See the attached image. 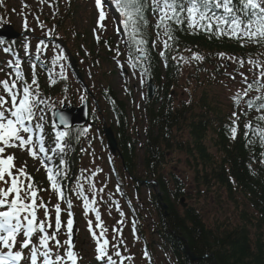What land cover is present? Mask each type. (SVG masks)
<instances>
[{"label":"trees","instance_id":"1","mask_svg":"<svg viewBox=\"0 0 264 264\" xmlns=\"http://www.w3.org/2000/svg\"><path fill=\"white\" fill-rule=\"evenodd\" d=\"M75 9L71 0L64 12L57 8L55 16L46 22L56 28L61 37L63 35L72 42L69 48L77 59L79 67L80 63L83 67L88 61L92 71L91 77L95 75L96 78L100 76L103 62L107 63L110 59L109 50L113 43L110 39H101L99 43L94 44L84 41V34H71L66 24L72 22L70 19ZM154 25L148 23L144 30V37L148 41L145 45L147 65L144 71L148 77L153 78L156 95L152 101H147L145 104L146 126L141 149L144 177L154 181L161 193L160 201L154 194H151L149 199L152 212L154 211L157 219L152 223L154 234L160 241L157 246L176 264H213V261L217 264H264V163H261V160H264V156L261 155L264 147L251 133L245 137V122H238L236 138L233 139L231 131L234 127L233 120L226 112L222 114V109L217 106V98L208 93L224 74L223 63L219 60L218 53H226L237 58L243 57L245 61L251 55L253 59L264 61V46L245 41L246 46L241 47L240 40L229 39L226 36L217 38L200 31L189 34V30L184 28L183 31L180 29L175 31L179 51L177 52L176 45H173L174 50L161 57L158 44L165 37L163 35L157 37ZM154 40L157 41L155 47L152 46ZM95 47L96 52L93 50ZM185 49H191V52ZM103 52L104 55H101ZM193 52L204 57L203 65L198 69L204 79L202 76V80L199 79L198 82H206L207 88H203V97L199 103L191 101L188 104L183 102L176 104L170 97V92L180 86L181 69L180 63L172 57L177 56L179 59V56H189ZM246 65L247 62L245 68L249 70ZM198 71L193 74L197 75ZM246 83L253 81L248 79ZM39 87L43 95L52 100L56 96L69 95L72 89L70 83L64 80L52 87L45 84L42 86L40 84ZM97 89L94 94L98 101L104 99L111 103L112 110L117 115L115 124L110 126L115 133L127 169L125 171L136 180L137 184L140 178L134 176L137 155L135 147L139 140L136 134L131 137L128 132L126 103L118 100L108 85L99 86ZM252 92L258 93L255 91V85ZM249 99L259 103L254 98ZM255 117L253 113H248L243 120L254 119L251 120L254 127L259 125L264 128V123L257 121ZM185 133L186 140L183 137ZM209 133L213 135L211 146L206 143ZM81 140V136L75 134L69 137L67 150L68 148L70 150L65 155L67 160L71 154H75L73 159L76 160V155L81 149ZM169 154L185 156L186 164L194 172L197 196L204 195V199L210 197L214 203H220L223 202L224 194L226 203L233 206L237 214V222L234 225L216 224L212 229L206 227L200 212L192 205L178 210L180 198L186 196L183 186L173 174L164 175L161 172L168 162ZM66 167L68 175L71 171L75 174L71 179L72 182L77 178L80 168L70 165L69 162H66ZM167 177L172 184L171 190L168 187L169 181H165ZM145 209L151 214V210L149 211L147 207ZM128 242L136 249L144 245L147 253L152 251L150 245L156 246L154 241L148 240L142 228L138 229V236L130 237ZM190 254L199 260L192 261Z\"/></svg>","mask_w":264,"mask_h":264},{"label":"snow or ice","instance_id":"2","mask_svg":"<svg viewBox=\"0 0 264 264\" xmlns=\"http://www.w3.org/2000/svg\"><path fill=\"white\" fill-rule=\"evenodd\" d=\"M40 2L45 3L47 0H40ZM105 4L114 8L120 17L121 27L117 29V32L119 34L121 29L123 30V35L126 37L124 43L130 48L134 47L145 58L147 50L144 46L148 41L144 37V30L149 23L146 16L149 7L153 16L156 17V24L153 27L157 30V37L161 35L165 37L161 40L162 50L159 53L161 57L173 51V45H176L175 50L179 51L175 31L177 29L183 31L185 27L189 30V34L203 31L217 38L226 36L229 39L240 40L241 47L246 46L245 41L264 46V0H96L99 11L98 27L101 28L104 27L102 22L107 18L104 11ZM36 19L39 22V17ZM3 24V18H0V25ZM24 27L28 30L26 18ZM99 39L97 36V42ZM156 43L155 40L152 42L153 47ZM0 45H4L5 53L12 51L11 46L2 36H0ZM43 45V40L37 44V53L41 51ZM185 51L191 52V49H185ZM119 54V46H117V55ZM218 56L238 64V69L244 68L247 62L259 70L253 83H247L243 93L238 91L232 99L238 106L255 85V91L261 92V95L255 97V101L259 103L249 99L246 104L248 109H254L260 113L255 119L264 123V61L253 59L251 55L247 61L243 57L237 58L226 53H218ZM61 58L57 57V59ZM172 59L177 60V56H173ZM191 59L202 61L204 57L193 52ZM179 60L189 62L183 56H179ZM131 66L136 67L135 64ZM7 67L14 69L15 79L9 76L0 80V264H78L82 257L75 250L73 242L74 213L71 211L73 201L65 194L63 184V181L69 178L67 168L63 167L66 165L63 156L69 144L67 139L69 132H58L54 140L55 146L52 148L46 147L43 135L38 140L34 139L31 133L36 129L43 133L44 124L41 122L45 120L44 115L40 114L43 112L40 105L44 101L40 99L38 78L33 73L31 83L26 81L18 57L14 62L8 61ZM238 74L244 82L248 81L243 71H238ZM231 78L235 80L236 76L233 75ZM240 114L247 115L243 110ZM232 115L233 124H236L238 114L234 111ZM58 119L60 124L66 127L71 124V117L67 114L61 113ZM33 122H35L34 127H30L29 125ZM244 128L245 137H248L250 133L256 135L261 146L264 147V128L259 125L254 127L251 121L246 123ZM231 131L232 138L235 139L237 127H233ZM84 132H87V129H84L81 135ZM11 149L27 151L34 159L39 158L38 154H43L44 160L41 163L47 172L49 188L57 195V203L52 210L48 207L51 201L45 202L39 194L48 189L40 188L34 182V178L27 171L26 161L17 166L18 157L15 152L10 151ZM261 155L264 156V152ZM56 156L60 157L58 164L54 163ZM261 163H264V160H261ZM83 178H77L74 191L83 202L84 214L86 216L89 212L95 214V228L99 229V234L94 230L91 219L88 220V230L96 243V260L103 261L105 264H124V261L131 257L121 255L120 248L124 245L123 229L113 227L114 235L110 242L107 237V228L101 220V212L97 206V196L103 193L104 187L97 189L94 182L90 183L88 188V192L91 193L90 199L85 194L83 183H80ZM87 179L91 181V177ZM61 203H66L67 208L62 209ZM114 203L119 211L118 202ZM40 209H43L42 218L38 215ZM62 212L67 213L66 222L61 219ZM120 214L123 216V212ZM117 223L123 224V221ZM133 234H135L134 224ZM61 235H66L67 239L61 241L59 239ZM109 247L113 249L111 255L108 251ZM125 251H127L126 247ZM144 255L148 257L146 251ZM113 256L119 259H113Z\"/></svg>","mask_w":264,"mask_h":264},{"label":"rangeland","instance_id":"3","mask_svg":"<svg viewBox=\"0 0 264 264\" xmlns=\"http://www.w3.org/2000/svg\"><path fill=\"white\" fill-rule=\"evenodd\" d=\"M71 0H59L57 1V8L60 9V11L64 12L63 10L67 9L68 4ZM72 3L76 7L75 13L72 16V19H70L72 22L69 24V22L66 24V27L68 31H70L71 34H84L85 39H83L86 42H94L93 37L99 36L101 38H113L112 42L113 44L119 43V52L122 54L121 59L119 60L120 68H117V65L115 62H112L110 59L108 64L103 63L104 68L101 69V72L99 73L100 76L96 77L94 80L90 79V76L92 74V71L90 69V64H88V61L86 62L84 67L82 68L83 78L84 82L90 87H93L94 83H97V85H103V86H109L112 92L115 93V95L122 101L126 102V122L129 124V130L128 132L131 134V137L134 136V134L138 133L140 135V144L136 145V170L134 171L135 178H140L142 181V187L139 188V194L136 195V192H134V187H127L129 185V180L127 176L125 175V171H122L120 161L116 155V158L114 160L116 167L118 171L122 174L123 173V186L126 187L125 191L130 198L131 203L134 204L137 209L135 208V211L138 213L140 211L141 206L143 202H148L149 200V191H151L156 196H161V193L159 192L158 187L151 188L152 186L149 185V179H146L144 177V173L142 170V130L145 129V117H144V111L143 107L141 105L143 96L140 97L139 93L143 95V88L138 83L137 80H135L134 77L123 74V72L127 71L129 72V68L127 63L125 62L126 55H127V48L125 44H123V41L121 39V36L117 34V29L119 25L118 19L112 14V11L108 6L104 5V11L106 12L107 18L102 22L104 27H98V18H99V11L96 7V0H72ZM26 5V6H25ZM0 6L3 7V20L4 24L8 25L9 27L14 28L16 31H19L20 28L24 27V21L25 18L27 19V25L28 30L27 31H34V34L36 32H40L39 28L37 26V21L35 18V14H43L46 18H50L52 16V7H51V0H47L45 3H41L40 0H0ZM1 18V17H0ZM22 24V26H21ZM51 29V28H50ZM53 30V29H51ZM95 30V31H94ZM29 33V32H28ZM41 33V32H40ZM59 36V31L57 32ZM112 36V37H111ZM63 39L68 43V46L70 47L72 42L64 37L62 35ZM83 37L81 36V39ZM115 47H110L111 55L115 56L116 52H114ZM95 52L97 51L96 47L93 49ZM25 54L28 53H37L36 52V46L30 42L24 47ZM42 51V50H41ZM41 51L39 53H41ZM108 51V49H106ZM101 55H104V52L101 53ZM192 55L184 56L185 60H188V63H185L183 60H179L177 58V62L180 64L181 74H180V86L178 87L179 90L173 94L174 101L177 102V104L183 102V103H190L191 101L200 102L201 98L203 97V88H207V83L202 81L198 82L199 79H204V76L202 72L198 71L200 69L201 65H203V61H197L191 59ZM225 63V61H222ZM182 64V66H181ZM227 67L232 70L233 63L228 62ZM63 69V68H62ZM65 72H66V68ZM89 69V70H88ZM91 74H90V72ZM195 71H198L197 75H194L193 73ZM95 74V73H94ZM67 76L69 79L72 78L70 74L67 73ZM95 75H93L94 77ZM104 76V77H103ZM203 76V78H202ZM103 77V78H102ZM191 77V79H189ZM196 78V81H195ZM202 78V79H201ZM186 79V80H185ZM105 80V81H104ZM185 80V82H184ZM103 81V82H102ZM143 81V80H142ZM71 82L73 85H75L74 80L71 79ZM144 82V81H143ZM195 82V83H194ZM219 85H215L217 82L214 83V86L209 89V92L211 96H215L217 98V106L222 109V114L224 111V104H228L230 100V96H234L238 91L241 93V86L232 85L231 81L229 80V77H224L220 79ZM213 84V83H212ZM94 85V86H97ZM131 88L130 97L132 98L131 101H129L125 87ZM76 90H73L71 96L67 97L69 98L66 100L63 96H56L54 100L52 101L51 110L53 108L59 109L61 108V105H71L73 107H80L82 99H84L83 94H79L80 88L76 85ZM73 87V88H74ZM197 88V89H194ZM133 102V103H132ZM89 110L90 113L95 117V123L100 129L101 126H105L106 129L112 124L114 121L113 116L110 114V112L107 109V106H105L104 101L100 100L98 101V104L94 101H90L89 103ZM223 104V105H222ZM216 105V104H215ZM193 106V105H192ZM98 111H101L99 114ZM49 119L52 120V112L49 113ZM52 125V123H51ZM53 126V125H52ZM94 129V127H93ZM88 131V130H87ZM115 137V133H113ZM181 135V134H180ZM181 139L186 140L187 135L186 133L183 135V137L179 136ZM136 138V137H134ZM138 138V137H137ZM213 138L212 133H209L206 139V143L208 146H211V139ZM101 143L99 144V146ZM55 146V145H54ZM52 146V147H54ZM99 146H95V150L92 153L91 156L84 157V160H82L81 164L89 170H95L97 166H100V169H102L101 176H99V180H97L95 183L96 188L99 189L101 187L105 188L109 187L112 188L114 191L120 188L117 187V184L114 183L112 178V173L107 161H106V154H104L103 150L99 148ZM100 149V151H99ZM25 156L23 157V160H25ZM168 162L163 167V171H161L163 174H173L175 177H177L181 185L183 186V189L187 195L184 201L185 204L192 205L194 208H196L202 217V220L204 221L206 227L214 229L216 224H228V225H234L237 222V214L233 206L226 203L225 196L223 194V202L220 203H214L210 197L208 199H204V195L197 196V192L195 191L194 186V172L188 167V165L185 162V156L182 154H169ZM27 159V158H26ZM30 164H33L37 166L34 162ZM124 165V164H123ZM32 166V165H31ZM110 177L112 179H110ZM166 182L169 181L168 187L171 190L172 184L170 183V178L167 177ZM98 184V185H97ZM127 184V185H126ZM121 189V188H120ZM89 193V192H88ZM101 194V195H100ZM97 196V199H101L103 196L102 193H100ZM91 198V193L89 194ZM116 198L117 202H121V198L119 196L114 197ZM189 198V199H188ZM138 201V202H137ZM148 209H152V206L147 205ZM178 210H180V207H178ZM110 209L104 210L102 220L105 221L106 215L109 217L107 221L111 222V226L116 225V218L117 216L112 212H109ZM154 212V211H153ZM151 210V214H147L146 211H143L141 213V218L139 221H141L138 228L142 227V230L147 235L149 241H154L156 246H151V249L153 250V257L156 264H171V261L167 259V257L161 252L157 244L160 243L157 236L154 234V227L153 222H156V216L155 213H153ZM124 218V217H123ZM91 218H87V220L84 218H81L79 216L78 220V232H80L84 245L82 246L85 253L90 257V250L94 249L93 242L91 241L90 237L86 234V225H88V220ZM86 220V221H85ZM106 224V221H105ZM22 238V237H21ZM64 239V238H63ZM94 241V240H93ZM133 256L135 264H145V260L139 259L140 257V250L134 249L130 252ZM214 264V261H213Z\"/></svg>","mask_w":264,"mask_h":264},{"label":"water","instance_id":"4","mask_svg":"<svg viewBox=\"0 0 264 264\" xmlns=\"http://www.w3.org/2000/svg\"><path fill=\"white\" fill-rule=\"evenodd\" d=\"M70 61H71L72 68L74 69L76 75L78 76V72L75 69L74 61L71 57H70ZM153 90H154V87L152 85V81L149 80V82H148L149 98L152 97ZM61 113L67 114L71 117V119H73L70 126H81V125L85 124V121H86V108H85V106L81 107L80 109H71L68 107H63V109L61 111L55 113L56 124L59 127L66 128V126L60 124V121L58 119V117ZM70 126H67V127H70ZM105 137H106V140H107V143L109 145L111 152L117 151L116 142H115L114 137H113V135L109 129H105ZM191 259L195 260V258L193 256H191ZM214 264H216V263H214Z\"/></svg>","mask_w":264,"mask_h":264}]
</instances>
